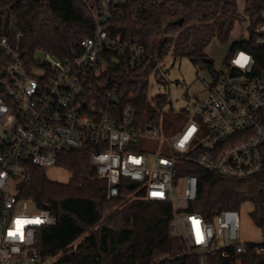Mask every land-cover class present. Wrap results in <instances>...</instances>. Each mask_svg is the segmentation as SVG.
<instances>
[{"label":"built area","instance_id":"2783aa9c","mask_svg":"<svg viewBox=\"0 0 264 264\" xmlns=\"http://www.w3.org/2000/svg\"><path fill=\"white\" fill-rule=\"evenodd\" d=\"M84 1L92 7L96 27L71 57L43 53L27 62L21 34L14 42L0 39L8 59L0 66V264H52L41 258L37 243L40 230L56 226L57 219L21 198L19 184L28 178L30 166L46 172L59 166L63 153L83 150H89L97 177L107 181L109 199L119 195L126 180L147 200L171 204V234L183 239L190 251H221L226 258L244 253L240 211L224 210L212 222L190 212L198 178L179 176L178 170L200 168L230 181L262 173L264 64L259 66L247 50L233 52L226 71L212 79L203 98L192 101L190 120L172 137L165 138L150 121L138 125L131 106L118 119L89 115L84 98L94 88L93 72L104 50L125 53L129 45L116 42L107 28L114 17L111 0ZM253 37L264 48V21L256 25ZM130 50L138 66L149 56L138 44ZM261 234L258 244L264 245V226ZM263 252V247L256 248V253Z\"/></svg>","mask_w":264,"mask_h":264},{"label":"trees","instance_id":"16d2710c","mask_svg":"<svg viewBox=\"0 0 264 264\" xmlns=\"http://www.w3.org/2000/svg\"><path fill=\"white\" fill-rule=\"evenodd\" d=\"M110 8L114 17L107 28L116 42L129 47L125 53L104 50L103 61L93 72L94 88L84 98L85 112L118 119L131 106L138 125L148 121L160 125L159 112L148 100L150 77H159L160 64L168 56L173 62L188 59L217 79L220 73L206 48L214 39L226 44L235 23L243 18L238 0H111ZM244 15L250 36L234 42L229 55L247 50L262 66L264 48L255 43L253 30L264 21V0H244ZM95 27L92 7L84 0H0V39L14 42L21 34L27 62L39 52L59 59L73 56L80 51L81 41L93 36ZM135 44L149 53L141 66L131 61L130 46ZM7 62L0 48V66ZM58 162L72 173L68 183L53 182L41 169L30 166L28 178L19 184L21 198L57 219L56 226L38 234L37 249L43 260L51 259L52 264H264V252L256 253L264 245L254 242L246 243L245 252L233 258L223 257L221 251H190L183 239L171 234V204L147 200L126 180L119 195L109 199L107 181L97 177L89 150L63 153ZM178 175L198 178L190 212L212 222L222 211H240L250 203L252 220L264 226V169L243 181L226 180L200 168H180Z\"/></svg>","mask_w":264,"mask_h":264},{"label":"rangeland","instance_id":"374dc122","mask_svg":"<svg viewBox=\"0 0 264 264\" xmlns=\"http://www.w3.org/2000/svg\"><path fill=\"white\" fill-rule=\"evenodd\" d=\"M238 12L243 16L237 20L226 44H221L214 39L206 48V53L214 60V69L217 73L226 71V63L230 57L229 50L234 42L245 38L249 19L244 15V0H238ZM39 57L43 52L38 53ZM212 72L208 69H200L188 59L173 62L168 56L160 64L159 77L154 74L150 77L148 100L152 107L159 112V128L165 138L172 137L181 131L190 120L192 113V101L203 98L211 83ZM157 148V145L155 149ZM46 176L53 182L68 183L72 173L60 166H55L46 172ZM252 205L245 204L240 210L241 239L245 242L259 243L262 240L260 227L257 226L250 216ZM185 233L184 226H181ZM80 240L75 243L78 245Z\"/></svg>","mask_w":264,"mask_h":264},{"label":"water","instance_id":"95a60500","mask_svg":"<svg viewBox=\"0 0 264 264\" xmlns=\"http://www.w3.org/2000/svg\"><path fill=\"white\" fill-rule=\"evenodd\" d=\"M183 23V19H180L179 21H177V24L181 25Z\"/></svg>","mask_w":264,"mask_h":264},{"label":"crops","instance_id":"0c3cea01","mask_svg":"<svg viewBox=\"0 0 264 264\" xmlns=\"http://www.w3.org/2000/svg\"><path fill=\"white\" fill-rule=\"evenodd\" d=\"M260 232H261V228H260ZM261 241V240H260ZM245 242V241H244ZM248 243V242H247ZM255 243V242H254Z\"/></svg>","mask_w":264,"mask_h":264}]
</instances>
